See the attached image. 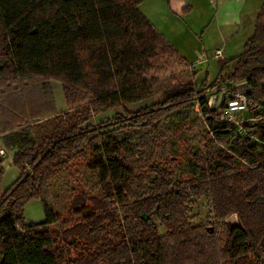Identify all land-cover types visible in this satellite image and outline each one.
I'll return each instance as SVG.
<instances>
[{
    "label": "trees",
    "instance_id": "1",
    "mask_svg": "<svg viewBox=\"0 0 264 264\" xmlns=\"http://www.w3.org/2000/svg\"><path fill=\"white\" fill-rule=\"evenodd\" d=\"M141 1L0 0V137L17 146L19 172L0 195V264H264V3L241 52L195 91L196 72ZM162 57L176 69L162 70ZM52 80L62 86V112ZM242 81L247 119L222 121L226 98L210 105L206 94ZM155 94L160 101L128 108ZM194 98L202 150L185 148L193 171L178 175L162 120ZM108 110L115 127H95ZM16 131L35 136L16 140ZM77 160L98 182L70 190L57 210L62 200L49 185ZM200 196L213 222L192 225L188 202ZM31 199L43 220L25 221ZM232 214L237 222L228 224Z\"/></svg>",
    "mask_w": 264,
    "mask_h": 264
},
{
    "label": "rangeland",
    "instance_id": "2",
    "mask_svg": "<svg viewBox=\"0 0 264 264\" xmlns=\"http://www.w3.org/2000/svg\"><path fill=\"white\" fill-rule=\"evenodd\" d=\"M151 0H144L143 3L139 5L140 12L145 16L151 15L149 7L152 6V9L155 11L158 10V6L160 1L159 0H153L156 1V4H153L150 2ZM164 1V0H163ZM159 11V10H158ZM145 13V14H144ZM148 13V14H147ZM153 13V12H152ZM150 17V16H147ZM181 23L183 21V18L181 17L178 19ZM252 27L250 28L251 33ZM209 38V44L210 43H217L218 39L220 38L219 34L216 32L212 33ZM197 36V39L199 40L200 37ZM239 41H242L241 38H233L232 42L228 43L225 48V55L227 57H233L237 53H240L243 47L242 45H239ZM237 45V46H236ZM182 53L185 51L180 50ZM206 51L208 53L211 52V49H207ZM186 53V52H185ZM199 63H195L197 60L200 61ZM158 65L161 66L162 70H172L176 69V65L172 63V61L166 59L165 57H162L158 60ZM189 64H194L190 68V70L195 71L194 75V89L195 91H198L201 89L204 85L212 83L219 70V61L214 59H208L206 57L203 58H197L196 60H193V62L187 61ZM155 74L153 71L150 72L149 75ZM51 86L53 90V96L55 100L56 107L59 112H62L67 109V106L65 105V99L64 94L62 91L61 83L52 80ZM223 87H227L225 84H219L215 86L213 89L209 90L206 94L207 97H212V99H216L219 92H221V89ZM161 100L160 94H155L151 98H148L142 102H139L134 105H129L128 108L130 109H138L141 106L152 104L156 101ZM192 106L186 105L180 109H173L169 115L162 120L163 127L165 129H171L173 132L172 135L168 139V151H167V157L169 156H176L179 161L180 165L177 168V174H191L193 169L187 164L188 160L187 157L184 156L185 148H194L197 150H202L201 140H202V134L205 132V125L201 119V114L198 111L197 101L196 98L192 100ZM240 118L246 119L248 114L247 112L239 114ZM117 114L115 110H108L104 114L94 117L91 120V123L94 124V126H98L100 123H105L107 126H110V128H113V124L116 121ZM99 128V127H98ZM14 138L16 140H21L24 138H29L32 140V138L35 136L34 132H29L25 135H19V131H16L14 133ZM114 134V133H113ZM21 142V141H20ZM17 148L16 145L8 147L5 151V155L3 158V173L0 177V195L3 193V191L19 176L18 170L10 163L8 164V156L9 153L12 150H15ZM88 154H90V151H86ZM93 155L91 154L90 158ZM175 163V159L172 160ZM195 170V169H194ZM98 182V172L95 169H92L88 167L85 161L83 160H77L76 163L73 165V167H70L69 169L62 170L59 176L54 179L50 185V190L58 194L59 197L62 200V203L60 206H57L56 209H61L62 205L66 203L67 196L70 190L76 189L78 187L80 188H95L96 183ZM187 215L189 222L192 225L196 224H207L209 222H213V215L210 208L209 199L207 196H200V197H193L188 202V209H187ZM23 216L26 222H38L44 219V211L42 204L39 199H31L28 201L23 209ZM225 221L228 224H233L237 222V216L236 214H232L228 216ZM160 232H162V229L160 228Z\"/></svg>",
    "mask_w": 264,
    "mask_h": 264
},
{
    "label": "crops",
    "instance_id": "3",
    "mask_svg": "<svg viewBox=\"0 0 264 264\" xmlns=\"http://www.w3.org/2000/svg\"><path fill=\"white\" fill-rule=\"evenodd\" d=\"M159 1V11H155L150 6L151 15L144 13L145 17L171 44L177 54L190 62H193L197 58L206 57L218 60L219 64L225 59L230 58L225 55V48L228 43L232 42L233 38L240 37L242 41L238 43L242 45L250 36V28L252 27L253 29L256 15L260 6L264 3V0ZM150 2L156 4V1L151 0ZM181 17L183 21L180 23L178 19ZM216 31L220 38L217 43L209 44V37ZM199 32L201 36L198 40L197 36ZM206 46L207 49H211L210 53L206 51ZM219 48H222V57L214 58V51ZM180 50L186 53H182ZM7 148L0 137V149L7 150ZM14 151L12 150L9 153V165Z\"/></svg>",
    "mask_w": 264,
    "mask_h": 264
},
{
    "label": "built area",
    "instance_id": "4",
    "mask_svg": "<svg viewBox=\"0 0 264 264\" xmlns=\"http://www.w3.org/2000/svg\"><path fill=\"white\" fill-rule=\"evenodd\" d=\"M214 58L222 57V48L216 49L213 54ZM200 61H196L195 63H199ZM194 64H187V68H191ZM227 87H223L221 92L218 93L216 99H212V97H208V103L211 105L213 101L217 105L222 97L226 98V106L221 111L219 118L222 121H228L235 124H239L242 120L240 118L241 113H246L248 110V106L250 102L246 97V87H244V82H238L234 85H226ZM247 119V118H246ZM242 129L239 126L238 132H241ZM5 155V151L0 149V157Z\"/></svg>",
    "mask_w": 264,
    "mask_h": 264
}]
</instances>
